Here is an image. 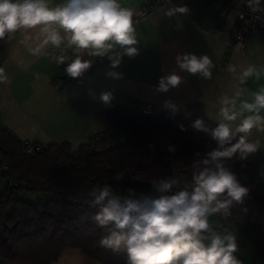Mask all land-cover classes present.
<instances>
[{"label":"clouds","instance_id":"obj_1","mask_svg":"<svg viewBox=\"0 0 264 264\" xmlns=\"http://www.w3.org/2000/svg\"><path fill=\"white\" fill-rule=\"evenodd\" d=\"M162 2L163 17L190 13L187 5L175 4L173 0ZM247 6L254 13L264 10L262 0H247ZM144 15L137 8L124 6L121 0H61L55 6H51L50 0H0V41L19 35L18 42L31 55L49 56L63 68L64 75L84 89L89 99L110 108L115 88L97 92L93 86L95 79H85L94 60L84 57H106L109 70L105 77L123 80L124 74L116 69L125 56L134 59L140 55L137 25ZM48 45L59 51L48 52ZM174 60L179 72L160 76L154 86L155 93H167L186 83L181 73L211 80L213 69L217 68V63L206 53L178 52ZM226 71L237 73V65H227ZM251 75L252 66L243 67L233 84L235 92L218 98L219 120L214 128H209L203 118L192 121L191 128L210 135L217 147L207 152L202 161H196L215 167L196 172L191 190L185 187L173 191L180 182L171 175L151 178L150 185L156 195L137 196L134 188L127 189V194H117L110 183L90 190L89 207L94 210L90 220L102 230L100 248L124 252L126 264H243L236 255V234L214 228L209 218L230 216L232 206L243 205L249 197V188L225 161L246 162L261 148L259 140L252 141L250 137L254 130L264 132L261 114L264 88L252 93L251 102L241 101L237 110V100L248 91L243 86ZM8 81L6 70L0 67V84ZM162 107L173 115L180 110L171 100H165ZM236 121L239 123L233 127ZM180 128L187 131L184 125ZM79 147L80 142L73 141L69 151L76 153ZM166 149L169 153L176 151L172 144ZM126 172L117 171L112 180H122Z\"/></svg>","mask_w":264,"mask_h":264},{"label":"trees","instance_id":"obj_2","mask_svg":"<svg viewBox=\"0 0 264 264\" xmlns=\"http://www.w3.org/2000/svg\"><path fill=\"white\" fill-rule=\"evenodd\" d=\"M221 1V11L247 6V0ZM9 41H0V67ZM105 115L117 128L115 136L94 134L76 153L69 151L70 142L41 144L27 152L26 142L0 124V172L8 180L0 196V264H52L66 247L78 248L101 264H126L124 252L98 246L102 230L90 220V190L110 183L117 194L134 188L137 196L155 195L150 180L159 175L174 176L182 189L191 190L192 176L208 167L196 161L217 147L210 135L190 126L196 118H203L209 128L216 123L195 114H143L119 103ZM169 144L175 145V153L167 151ZM260 160L258 151L246 162L225 161L250 193L243 205L232 206L230 216L217 217L220 225L236 230L238 247H251L264 264V183L256 176ZM121 170H127L124 178L112 180ZM24 191L40 194L42 200L26 201L20 197Z\"/></svg>","mask_w":264,"mask_h":264},{"label":"crops","instance_id":"obj_3","mask_svg":"<svg viewBox=\"0 0 264 264\" xmlns=\"http://www.w3.org/2000/svg\"><path fill=\"white\" fill-rule=\"evenodd\" d=\"M61 0H50L55 6ZM149 0H121L124 6L139 8ZM190 9L186 16L163 17V4L139 18L138 38L141 41L140 55L134 59L124 57L116 69L124 74L123 80L105 77L109 61L89 73L95 79L97 92L115 88L113 106L126 103L132 110L139 104H151L161 112L165 100L179 106L183 114H195L214 123L219 120L218 98L235 92L233 84L243 67L252 66L248 78V91L237 100L252 101V93L264 88V30L254 29L247 35L239 50L226 48L230 31L245 4L221 11L222 1L184 0ZM19 35L10 39L4 68L9 76L6 84H0V124L17 139L27 143L51 144L79 141L86 142L92 135L110 132L113 123L106 117L105 108L98 101L88 98L84 89L74 80H67L63 71L49 56L31 55L20 44ZM66 43V42H65ZM56 49L48 45L47 51ZM178 52L208 54L217 63L211 80L185 76L186 83L167 93H155L158 78L171 71L179 72L174 57ZM222 56H224L222 61ZM84 58H88L85 55ZM236 64L237 73L226 71L227 65ZM59 84L55 87L53 80ZM87 87V84L85 85ZM264 115V111L261 113ZM239 121L233 122L232 126ZM250 139L259 140L261 160L256 176L264 183V132L253 131ZM52 264H101L86 257L78 248H64Z\"/></svg>","mask_w":264,"mask_h":264},{"label":"built area","instance_id":"obj_4","mask_svg":"<svg viewBox=\"0 0 264 264\" xmlns=\"http://www.w3.org/2000/svg\"><path fill=\"white\" fill-rule=\"evenodd\" d=\"M175 4L178 5H184V0H173ZM163 2L162 0H149L148 3L145 5H142L141 7L137 8L143 12L148 13L150 10L154 9L155 7H158L162 5ZM254 29H260L264 30V10L259 11V12H252L248 6H246L244 9H242L238 15V18L236 20L235 25L232 27L230 31V36L229 39L226 41V48L229 50H239L242 48L244 42L246 41L247 35L250 31ZM63 46V45H62ZM59 50L56 49L54 52H58ZM68 55H72L71 50H68ZM224 56H222V61H223ZM85 59H93L94 63L89 70L88 74L91 73L92 71L96 70L99 68L101 65L106 63L108 60L106 57L100 58V57H88ZM58 68L60 71H63V68L58 65ZM87 74V75H88ZM66 76V75H65ZM67 80H71L66 76ZM53 84L55 87H58L59 84L57 83L56 79L53 80ZM139 111L143 114H158L161 111L152 106L151 104H139L138 106ZM41 144H34V143H25L24 148L27 152H32L34 150L40 149ZM203 165V163H202ZM204 166V165H203ZM208 167L214 168L215 166L213 165H208ZM182 189L181 185H178L174 187L173 191H178ZM156 195V193H155ZM220 231H227V227L225 224L219 225L217 227Z\"/></svg>","mask_w":264,"mask_h":264},{"label":"rangeland","instance_id":"obj_5","mask_svg":"<svg viewBox=\"0 0 264 264\" xmlns=\"http://www.w3.org/2000/svg\"><path fill=\"white\" fill-rule=\"evenodd\" d=\"M7 184H8L7 178L5 176H3L0 172V196L3 193V190L7 186ZM20 197L26 201H30L33 203L39 202L40 200H42V196L40 194L29 193L26 191L22 192L20 194ZM209 220H210V224L213 227H215L216 229H218L217 227H219V225H220L219 217H217V216L210 217ZM226 227L228 229L227 231H232L233 233L236 234V236L238 238L236 230L229 227L228 225H226ZM236 255L243 262V264H262V262L257 259V255L252 251L251 247H247V246L238 247V251H237Z\"/></svg>","mask_w":264,"mask_h":264},{"label":"water","instance_id":"obj_6","mask_svg":"<svg viewBox=\"0 0 264 264\" xmlns=\"http://www.w3.org/2000/svg\"><path fill=\"white\" fill-rule=\"evenodd\" d=\"M116 130H117V128H116L115 126L111 127V129H110V135H111L112 137L115 136V132H116Z\"/></svg>","mask_w":264,"mask_h":264}]
</instances>
